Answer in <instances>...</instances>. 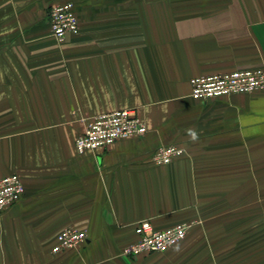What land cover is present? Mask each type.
Segmentation results:
<instances>
[{
    "label": "crops",
    "instance_id": "0c3cea01",
    "mask_svg": "<svg viewBox=\"0 0 264 264\" xmlns=\"http://www.w3.org/2000/svg\"><path fill=\"white\" fill-rule=\"evenodd\" d=\"M73 2L78 34L52 35ZM264 68V0H0V264H264V90L198 101L195 76ZM134 109L148 132L80 154L96 116ZM185 150L157 165L162 146ZM189 223L136 256V226ZM77 249L53 252L65 228Z\"/></svg>",
    "mask_w": 264,
    "mask_h": 264
},
{
    "label": "built area",
    "instance_id": "2783aa9c",
    "mask_svg": "<svg viewBox=\"0 0 264 264\" xmlns=\"http://www.w3.org/2000/svg\"><path fill=\"white\" fill-rule=\"evenodd\" d=\"M50 27L52 35L59 43H63L68 34H78L80 22L73 2L54 5L50 11ZM190 96L198 101L251 94L264 90V68L238 69L230 72L200 75L191 78ZM148 132V126L136 114L134 109H119L102 113L93 118L84 132L77 137L75 144L80 154L108 148L119 140L141 137ZM185 153L175 146H162L154 154L157 165H166ZM25 186L18 174L0 177V215L8 207L22 200ZM191 224L180 223L173 227L157 230L148 220L140 222L135 232L138 240L128 245L124 255L136 256L145 253H164L182 242L188 235ZM88 238L85 230L73 227L63 229L57 235V243L53 252L77 249Z\"/></svg>",
    "mask_w": 264,
    "mask_h": 264
},
{
    "label": "rangeland",
    "instance_id": "374dc122",
    "mask_svg": "<svg viewBox=\"0 0 264 264\" xmlns=\"http://www.w3.org/2000/svg\"><path fill=\"white\" fill-rule=\"evenodd\" d=\"M135 242H136V241H135ZM133 243H134V242H133ZM131 244H132V243H131ZM129 245H130V244H129ZM125 248H126V247H125ZM125 248H124V249H125ZM124 249H123V251H124Z\"/></svg>",
    "mask_w": 264,
    "mask_h": 264
}]
</instances>
